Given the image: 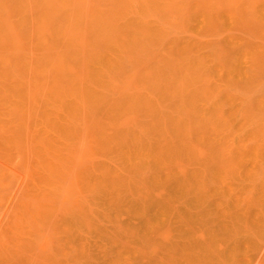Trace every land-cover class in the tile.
<instances>
[{
	"label": "rangeland",
	"instance_id": "rangeland-1",
	"mask_svg": "<svg viewBox=\"0 0 264 264\" xmlns=\"http://www.w3.org/2000/svg\"><path fill=\"white\" fill-rule=\"evenodd\" d=\"M0 264H264V0H0Z\"/></svg>",
	"mask_w": 264,
	"mask_h": 264
},
{
	"label": "bare ground",
	"instance_id": "bare-ground-1",
	"mask_svg": "<svg viewBox=\"0 0 264 264\" xmlns=\"http://www.w3.org/2000/svg\"><path fill=\"white\" fill-rule=\"evenodd\" d=\"M66 204V203H65Z\"/></svg>",
	"mask_w": 264,
	"mask_h": 264
}]
</instances>
